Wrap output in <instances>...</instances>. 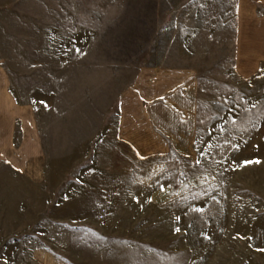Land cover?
Masks as SVG:
<instances>
[{
	"label": "rangeland",
	"instance_id": "obj_1",
	"mask_svg": "<svg viewBox=\"0 0 264 264\" xmlns=\"http://www.w3.org/2000/svg\"><path fill=\"white\" fill-rule=\"evenodd\" d=\"M192 1L164 0L160 33L104 37L98 0H0V66L44 154L41 180L0 160V264H264V66L236 71L228 0ZM139 55L198 72L193 155L118 139L139 68L93 65Z\"/></svg>",
	"mask_w": 264,
	"mask_h": 264
},
{
	"label": "crops",
	"instance_id": "obj_2",
	"mask_svg": "<svg viewBox=\"0 0 264 264\" xmlns=\"http://www.w3.org/2000/svg\"><path fill=\"white\" fill-rule=\"evenodd\" d=\"M98 2L104 5L101 10L104 32L99 33L104 37L145 36L150 34L146 30L151 26L155 27L152 34L160 33L158 21L162 13L165 15L164 0ZM227 2L229 24L235 37V69L248 78L264 66V0ZM131 42L104 40V44ZM142 50L140 46L138 53ZM139 56L138 63L104 61L93 65L139 68L132 84L119 96L118 139L141 156L193 155L198 139V72L192 66L169 65L165 61L142 63L143 57ZM10 88V77L0 66V160L12 163L31 179L41 180L44 154L34 113L30 107L16 103ZM14 149L21 152L22 158H14Z\"/></svg>",
	"mask_w": 264,
	"mask_h": 264
}]
</instances>
